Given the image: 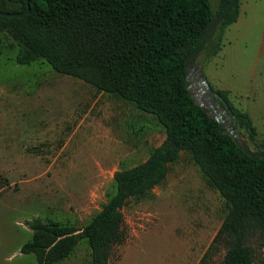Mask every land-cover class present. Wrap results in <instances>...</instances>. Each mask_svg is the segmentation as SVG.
Here are the masks:
<instances>
[{"label":"rangeland","instance_id":"374dc122","mask_svg":"<svg viewBox=\"0 0 264 264\" xmlns=\"http://www.w3.org/2000/svg\"><path fill=\"white\" fill-rule=\"evenodd\" d=\"M213 10L218 1L209 0ZM243 0H238L241 7ZM230 23L234 55L223 68L231 104L247 114L264 143V0H250ZM9 44H11L9 46ZM17 46L0 52V264H34L19 251L30 239L27 222L53 219L82 227L113 191L112 174L143 161L163 139L148 113L44 60L17 64ZM208 57H197L199 67ZM202 69V68H201ZM203 71V70H202ZM242 131V130H241ZM255 146V145H254ZM124 239L110 247L107 264H197L224 215L223 199L182 151L146 195L121 208ZM219 248V246H218ZM85 238L52 264H88ZM206 264H221L208 249Z\"/></svg>","mask_w":264,"mask_h":264},{"label":"trees","instance_id":"16d2710c","mask_svg":"<svg viewBox=\"0 0 264 264\" xmlns=\"http://www.w3.org/2000/svg\"><path fill=\"white\" fill-rule=\"evenodd\" d=\"M27 1L23 16L0 15V52L3 40L10 38L17 46L15 63L44 60L58 73L130 103L152 115L163 139L143 161L113 172V191L82 227L31 219L30 239L19 251L32 254L34 264H52L85 238L88 264H107L110 247L125 236L122 206L159 184L184 151L224 204L220 224L197 264H206L212 248L219 251L221 264H264V156L246 155L220 132L217 122L191 99L183 73L184 59L202 30L229 0H217L215 10L209 0ZM25 7V0H0V11L22 12ZM237 15L238 0L198 57L219 50L224 28ZM212 89L231 110L233 128L254 140L247 114L231 104L226 90ZM254 147L263 150L264 143Z\"/></svg>","mask_w":264,"mask_h":264},{"label":"water","instance_id":"95a60500","mask_svg":"<svg viewBox=\"0 0 264 264\" xmlns=\"http://www.w3.org/2000/svg\"><path fill=\"white\" fill-rule=\"evenodd\" d=\"M236 0H229L218 12L214 13L202 30L197 46L185 57L183 63L184 80L191 99L218 124L221 133L228 135L234 144L246 155L263 157L264 149L250 148L241 132L233 128V114L225 101L216 93L207 82L197 57L205 43L213 36L217 25L223 15L233 6ZM25 9L22 12H4L0 15L8 17H21L29 9L25 0Z\"/></svg>","mask_w":264,"mask_h":264},{"label":"crops","instance_id":"0c3cea01","mask_svg":"<svg viewBox=\"0 0 264 264\" xmlns=\"http://www.w3.org/2000/svg\"><path fill=\"white\" fill-rule=\"evenodd\" d=\"M250 0H243L241 7H238L237 21L244 17L245 11L251 7L249 4ZM225 29L219 50L205 59L202 64L203 74L209 83V85L214 89L226 90L229 95L232 82L227 81L224 78L225 72H223L224 65H228L227 59L231 58L235 53L231 48V37H232V28Z\"/></svg>","mask_w":264,"mask_h":264}]
</instances>
